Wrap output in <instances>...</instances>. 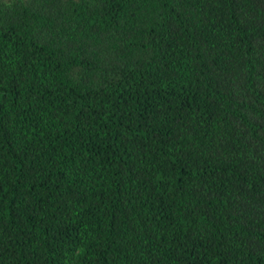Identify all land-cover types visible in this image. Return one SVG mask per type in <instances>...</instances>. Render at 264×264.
<instances>
[{
	"label": "trees",
	"instance_id": "trees-1",
	"mask_svg": "<svg viewBox=\"0 0 264 264\" xmlns=\"http://www.w3.org/2000/svg\"><path fill=\"white\" fill-rule=\"evenodd\" d=\"M0 264H264V0H0Z\"/></svg>",
	"mask_w": 264,
	"mask_h": 264
}]
</instances>
